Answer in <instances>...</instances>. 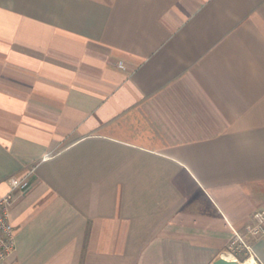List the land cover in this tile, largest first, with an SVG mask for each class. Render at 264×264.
Listing matches in <instances>:
<instances>
[{
    "label": "crops",
    "instance_id": "1",
    "mask_svg": "<svg viewBox=\"0 0 264 264\" xmlns=\"http://www.w3.org/2000/svg\"><path fill=\"white\" fill-rule=\"evenodd\" d=\"M9 192L3 264L231 259L264 211V0H0Z\"/></svg>",
    "mask_w": 264,
    "mask_h": 264
},
{
    "label": "built area",
    "instance_id": "2",
    "mask_svg": "<svg viewBox=\"0 0 264 264\" xmlns=\"http://www.w3.org/2000/svg\"><path fill=\"white\" fill-rule=\"evenodd\" d=\"M19 182L11 180V189L17 187ZM14 202L12 192L0 197V264H3L15 251V233L10 222V207ZM252 222L245 225L240 233L231 228V239L228 243V255L231 260L237 261L238 256L245 260H253L255 256L251 246L247 243V238L264 239V211L253 214ZM241 264V263H240Z\"/></svg>",
    "mask_w": 264,
    "mask_h": 264
},
{
    "label": "water",
    "instance_id": "3",
    "mask_svg": "<svg viewBox=\"0 0 264 264\" xmlns=\"http://www.w3.org/2000/svg\"><path fill=\"white\" fill-rule=\"evenodd\" d=\"M212 264H239V263L235 260H230V259L220 257L216 259Z\"/></svg>",
    "mask_w": 264,
    "mask_h": 264
},
{
    "label": "rangeland",
    "instance_id": "4",
    "mask_svg": "<svg viewBox=\"0 0 264 264\" xmlns=\"http://www.w3.org/2000/svg\"><path fill=\"white\" fill-rule=\"evenodd\" d=\"M231 260V259H230ZM246 260L242 256H238L237 262L240 264L244 263Z\"/></svg>",
    "mask_w": 264,
    "mask_h": 264
},
{
    "label": "bare ground",
    "instance_id": "5",
    "mask_svg": "<svg viewBox=\"0 0 264 264\" xmlns=\"http://www.w3.org/2000/svg\"><path fill=\"white\" fill-rule=\"evenodd\" d=\"M242 264H255L254 262H253V260H251V259H249V260H246L244 263H242Z\"/></svg>",
    "mask_w": 264,
    "mask_h": 264
}]
</instances>
